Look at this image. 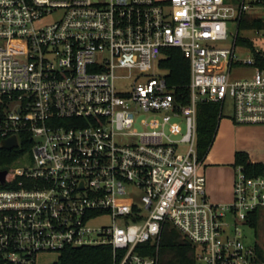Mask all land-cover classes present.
<instances>
[{
    "label": "built area",
    "instance_id": "built-area-1",
    "mask_svg": "<svg viewBox=\"0 0 264 264\" xmlns=\"http://www.w3.org/2000/svg\"><path fill=\"white\" fill-rule=\"evenodd\" d=\"M251 12L264 18V0H0V136L29 145L0 182V264L96 245L159 264L138 246L159 245L167 222L199 264H264L245 230L264 170L236 165L233 200L215 203L196 148L201 101L230 98L235 123L264 125V28L259 46L238 41ZM172 47L191 64L187 103L159 64ZM234 64L252 76L231 81ZM117 68L148 78L122 93Z\"/></svg>",
    "mask_w": 264,
    "mask_h": 264
},
{
    "label": "trees",
    "instance_id": "trees-1",
    "mask_svg": "<svg viewBox=\"0 0 264 264\" xmlns=\"http://www.w3.org/2000/svg\"><path fill=\"white\" fill-rule=\"evenodd\" d=\"M243 16L239 25L238 41L242 44L254 46L253 39L248 36H241L240 29L264 28V18L253 15ZM246 16V18H245ZM160 66L167 71L166 80L169 85L174 87L175 93L181 94L185 103L189 101L191 81V64L185 57L182 50L177 47L169 48L165 55L160 59ZM222 115V106L218 102L201 101L198 104L197 116V142L196 148L199 160H204L208 154L218 129V124ZM24 137V136H23ZM21 135V145L17 149L7 150L0 147V171L6 170L18 157L29 150V145ZM23 138V139H22ZM25 140V141H24ZM2 137L0 136V142ZM236 165H243L245 170L258 175L264 170V163H254L250 159L248 152L239 151L236 153ZM250 224L257 235L260 226V211H256ZM259 247V244H258ZM264 251V239L262 246ZM138 250L147 255H158L159 264H199L196 260L197 247L170 222L163 228L159 245L156 243L141 244ZM119 259L114 257V249L111 245H96L71 247L63 250L56 261L51 264H117Z\"/></svg>",
    "mask_w": 264,
    "mask_h": 264
},
{
    "label": "crops",
    "instance_id": "crops-1",
    "mask_svg": "<svg viewBox=\"0 0 264 264\" xmlns=\"http://www.w3.org/2000/svg\"><path fill=\"white\" fill-rule=\"evenodd\" d=\"M239 151L248 152L254 163H264V125L238 124L231 117H222L201 166L207 177L208 195L215 203L233 200L236 153Z\"/></svg>",
    "mask_w": 264,
    "mask_h": 264
},
{
    "label": "rangeland",
    "instance_id": "rangeland-1",
    "mask_svg": "<svg viewBox=\"0 0 264 264\" xmlns=\"http://www.w3.org/2000/svg\"><path fill=\"white\" fill-rule=\"evenodd\" d=\"M254 13L255 12L248 13L247 17H250V18L253 17ZM245 18H246V16H245ZM240 35L251 37V38H253L256 46L260 45L257 34L254 31H252L250 29L241 28L240 29ZM229 43H230V41H229ZM240 46H241V44L239 43L238 47H237V54L240 55L242 58H247L250 53L248 51L242 49ZM156 72L157 73H163L164 70L157 68ZM140 73L141 72L139 71V69L130 70L128 68H117L116 69V75H117L116 85H117L118 90L122 93H126L132 88L134 80L135 81H141L143 79L145 80L146 78H148V77L143 78V76H140L139 80H136V78L140 75ZM252 73H253V69L250 66L234 64V66L231 70L230 80L235 81V80H239V79L250 78L252 76ZM222 115H223V117H230L232 115V107H231V99L230 98L227 99L225 106L223 107ZM142 117H149V113H145V112L142 113L139 116L138 122H136L133 126V127H136L140 131L147 129L140 122V118H142ZM183 125H184V132H185L186 131L185 124H183ZM125 139L126 138H124V140ZM185 150H186V146L183 145L182 151H185ZM171 225H172V223H171ZM245 230L248 234L246 241L247 242H258L259 247H261L263 239H264V208L261 209V211H260V226L258 228L257 235L255 234V230L253 228L246 227ZM58 257H59V254L57 252L41 254L37 260V264H51L52 262L56 261L58 259Z\"/></svg>",
    "mask_w": 264,
    "mask_h": 264
},
{
    "label": "water",
    "instance_id": "water-1",
    "mask_svg": "<svg viewBox=\"0 0 264 264\" xmlns=\"http://www.w3.org/2000/svg\"><path fill=\"white\" fill-rule=\"evenodd\" d=\"M18 145V138L16 135L11 136L9 138L3 139L0 142V147L3 149H7V150H12L14 147H16ZM7 170H1L0 171V182L2 184L5 183V178L7 175Z\"/></svg>",
    "mask_w": 264,
    "mask_h": 264
}]
</instances>
